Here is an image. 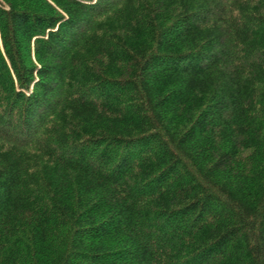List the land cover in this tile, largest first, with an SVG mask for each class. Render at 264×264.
<instances>
[{"label": "trees", "instance_id": "trees-1", "mask_svg": "<svg viewBox=\"0 0 264 264\" xmlns=\"http://www.w3.org/2000/svg\"><path fill=\"white\" fill-rule=\"evenodd\" d=\"M0 264H264V0H0Z\"/></svg>", "mask_w": 264, "mask_h": 264}]
</instances>
